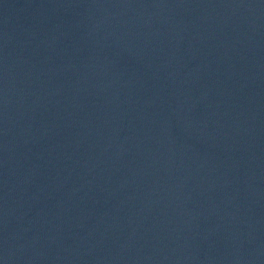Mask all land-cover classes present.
Here are the masks:
<instances>
[{
    "label": "water",
    "instance_id": "95a60500",
    "mask_svg": "<svg viewBox=\"0 0 264 264\" xmlns=\"http://www.w3.org/2000/svg\"><path fill=\"white\" fill-rule=\"evenodd\" d=\"M0 264H264V0H0Z\"/></svg>",
    "mask_w": 264,
    "mask_h": 264
}]
</instances>
